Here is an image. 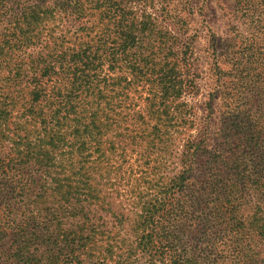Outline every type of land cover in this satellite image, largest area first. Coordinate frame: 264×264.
<instances>
[{
	"label": "trees",
	"instance_id": "16d2710c",
	"mask_svg": "<svg viewBox=\"0 0 264 264\" xmlns=\"http://www.w3.org/2000/svg\"><path fill=\"white\" fill-rule=\"evenodd\" d=\"M189 7L0 0V264H264V121L197 125Z\"/></svg>",
	"mask_w": 264,
	"mask_h": 264
},
{
	"label": "rangeland",
	"instance_id": "374dc122",
	"mask_svg": "<svg viewBox=\"0 0 264 264\" xmlns=\"http://www.w3.org/2000/svg\"><path fill=\"white\" fill-rule=\"evenodd\" d=\"M246 6L253 8L251 12L247 11ZM189 8L192 11L188 14L189 23L197 34L195 55L200 77L199 95L191 102L199 125L205 116L202 111L203 101L212 92L210 103L213 113L209 128V142L212 146L217 141V128L220 127L224 113L241 117L246 123L254 124L252 120L264 121V40L252 43L250 54L245 56H231V52L228 55L229 50L224 52L226 43L232 38L233 27L242 32L247 20L258 19L264 22V6L258 0H190ZM207 30L214 35L211 44L219 48L215 61L207 48L210 37ZM242 34L246 36L245 31ZM196 127L191 130L192 133L197 132L199 126ZM135 264H147V261L140 258Z\"/></svg>",
	"mask_w": 264,
	"mask_h": 264
}]
</instances>
